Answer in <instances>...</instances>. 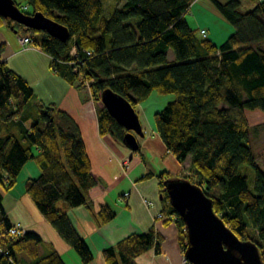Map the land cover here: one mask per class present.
<instances>
[{
    "label": "trees",
    "instance_id": "obj_1",
    "mask_svg": "<svg viewBox=\"0 0 264 264\" xmlns=\"http://www.w3.org/2000/svg\"><path fill=\"white\" fill-rule=\"evenodd\" d=\"M118 1L122 3L105 16L102 0H16L19 6L28 5L25 12L41 10L68 26L67 41L2 15L0 27L30 35L36 46L52 56V67L71 81L76 74L66 61L72 57V47L80 55L83 48L92 49L87 71L97 101L106 87L125 96L135 108L154 90L174 94L153 113L158 134L178 161L190 157L191 173L181 176L202 186L225 223L239 237L255 241L264 260V168L256 164L246 115V109L264 110V0L243 13L237 9L240 0H215L234 26L221 44L189 26L185 15L195 0ZM5 48L6 43L0 42V121L8 124L24 116L25 107L33 101L44 125L35 121L20 136L9 132L0 137V245L8 250L0 252V264H20L21 253L29 257L27 264H66L56 250L40 254V233L26 230L13 236L9 232L14 223L3 205L2 189L14 187L28 160L37 163L40 174L27 180L26 193L60 237L88 263L93 259L91 249L57 203L91 209V191L102 186V180L93 172L75 118L54 103L36 100L29 82L1 61ZM168 50L173 51V59L168 58ZM98 113L100 132L123 142L126 129L105 106ZM261 126L264 122L253 130ZM246 166L255 171L253 186L246 171H241ZM158 175L162 212L168 216L165 222L176 225L184 251L185 224L170 204L163 183L165 177L179 174L164 170ZM92 213L100 223L115 216L108 204ZM161 241L153 227L129 234L106 248L104 255L107 264H138L136 257L150 248L159 251Z\"/></svg>",
    "mask_w": 264,
    "mask_h": 264
},
{
    "label": "crops",
    "instance_id": "obj_2",
    "mask_svg": "<svg viewBox=\"0 0 264 264\" xmlns=\"http://www.w3.org/2000/svg\"><path fill=\"white\" fill-rule=\"evenodd\" d=\"M18 34L7 26L0 27V42L6 43L1 61L29 82L35 92L36 100L45 104L54 103L75 118L85 141L93 172L103 183L102 186H97L91 191L89 204L92 210L83 204L69 206L63 201L57 203L58 207L67 213L79 236L88 244L93 259L84 263L75 249L60 237L40 212L37 221L42 228L41 231L45 232L38 233L43 238L41 244L48 243V252H40L41 255L56 250L66 264H107L104 255L106 248L115 245L129 234L146 232L155 227L162 236L160 250L150 248L139 254L136 257L137 263L187 264L179 244L176 225L173 221L165 222L166 218L156 216L164 206L160 197L162 186L158 174L164 170L179 171L182 162L167 149L155 128L154 121L152 122L153 117L151 120L149 115L153 116V113L172 100L173 96L158 95V97L165 96L161 104L162 100L152 97L153 92H151L145 100L136 105L146 134L145 137L139 138L140 150L132 155L131 149L111 133L100 132L98 111L103 104L101 100L97 101L93 98L91 86L81 84L76 78L72 81L68 80L63 72L52 67V56L33 42L23 48L18 41ZM169 51L168 58L173 59ZM30 106L37 107V104L32 102ZM17 118L20 120L18 121ZM17 118L8 124L0 121V137L9 132L20 136L24 129H29L31 124L29 120L24 116ZM12 124L17 127L13 128ZM150 152L158 159L149 161ZM112 157H117V163L112 161ZM39 174L37 163L28 160L19 172L16 184L8 190L13 198V206L10 210H6L10 220L12 223H20L27 230L37 231L36 222L26 220L27 210L26 213L21 210L20 204L22 200H28L30 197L25 190L27 180ZM145 198L149 203L144 201ZM30 202L35 205L31 197ZM101 204H108L115 212L114 218L104 223H100L92 213H96ZM30 207L36 213L33 205ZM19 260L20 264H27L30 259L21 253Z\"/></svg>",
    "mask_w": 264,
    "mask_h": 264
},
{
    "label": "water",
    "instance_id": "obj_3",
    "mask_svg": "<svg viewBox=\"0 0 264 264\" xmlns=\"http://www.w3.org/2000/svg\"><path fill=\"white\" fill-rule=\"evenodd\" d=\"M0 15L25 28L45 30L61 41H67L71 34L68 26L41 10L25 12L16 0H0ZM100 97L103 106L126 129L123 143L138 150V137H145L146 132L135 106L111 87L104 88ZM163 183L170 204L183 218L187 239L183 253L190 264H264L259 245L239 237L225 223L202 186L181 175L167 176Z\"/></svg>",
    "mask_w": 264,
    "mask_h": 264
},
{
    "label": "rangeland",
    "instance_id": "obj_4",
    "mask_svg": "<svg viewBox=\"0 0 264 264\" xmlns=\"http://www.w3.org/2000/svg\"><path fill=\"white\" fill-rule=\"evenodd\" d=\"M104 4V9L103 13L105 16H109L111 12L119 6L122 2L118 0H102ZM221 2H226L228 0H219ZM259 0H240V5L238 6V11L243 13L246 12L250 9H253L255 5L258 3ZM187 22L189 25L194 28L197 33L201 36H204L200 30L201 28L206 29L207 34L205 36H208L211 38L214 42L217 44H221L224 42L230 34L234 30V26L229 22V20L224 16V14L221 12V10L218 8L216 1L215 0H195L190 8L187 10V13L185 15ZM5 27V26H3ZM170 55L174 57L173 51H169ZM159 92L156 90L153 91L152 97L155 96L154 98L161 99L162 102L160 101L161 104H163V99L165 96H160ZM166 95V94H162ZM174 98V94H170ZM153 99V98H152ZM33 102V101H32ZM30 102L24 109V118L29 120L30 123H33L35 121H39L41 125H44L43 120L41 119V116L38 111V106L37 107H32L30 106ZM158 104V103H157ZM32 107V108H31ZM144 107V106H143ZM157 108V107H155ZM140 107V111H141ZM158 110V109H157ZM246 115L250 124V137H251V144L252 147L257 155V160L256 164L259 167L264 168V126H261L258 128L257 131L255 129L253 130V127H255L257 124L263 123L264 122V110L261 109H246ZM149 117L152 120V115H149ZM19 121L20 118H17ZM144 120V119H143ZM153 122V120H152ZM13 128L17 127L15 124H12ZM256 132V133H255ZM140 138V137H138ZM137 150H132L131 149V154L135 155ZM117 157H112V161L117 163ZM157 157L153 155L152 152L148 154V160L152 161L156 159ZM158 159V158H157ZM190 162L191 159L190 157H187L186 160L182 162V167L181 170L173 172L179 175H189L190 172ZM170 171V170H168ZM241 171H246V175L248 176V181L250 186H253V178L255 175V171L252 166H246L241 168ZM3 193V205L6 210H10V208L13 206V198L10 196V191L2 189ZM29 197V196H28ZM30 205H33L34 209H36V213H34L31 210ZM20 209L25 211L27 210L26 214V220L29 222H36L35 230L36 232H45L42 230V228L39 226L37 218L40 215V210L37 208L36 205H34L32 202H30V197L28 200H22V203L20 204ZM173 217V216H172ZM46 221V220H45ZM49 223V222H47ZM22 226V225H21ZM43 237H45L43 235ZM46 238V237H45ZM47 239V238H46ZM51 248L53 249V245H51ZM47 250V251H46ZM40 252H48V243H42L40 245ZM40 253V254H41Z\"/></svg>",
    "mask_w": 264,
    "mask_h": 264
},
{
    "label": "built area",
    "instance_id": "obj_5",
    "mask_svg": "<svg viewBox=\"0 0 264 264\" xmlns=\"http://www.w3.org/2000/svg\"><path fill=\"white\" fill-rule=\"evenodd\" d=\"M27 5H23V8H26ZM201 33L203 35L207 34L206 29L201 28ZM18 41L21 44V46L23 48H25L27 45H29L32 41V37L28 34H19L18 35ZM82 53L83 55H80L78 53V50L73 47L71 49V58L69 60H67L66 62L68 63V65L70 66V68L72 69V71L76 74V79L78 80V82H80L83 85L86 86H91V83L93 82V78L89 77L88 71H87V59L92 56L94 54V51L90 48H83L82 49ZM144 201L146 203H149L148 199H144ZM158 218H165L166 215L162 212L159 211L156 215ZM26 228L21 226L20 223H14L13 226L10 227L9 232L11 235H21L23 233L26 232ZM0 252H8V250L4 249L1 245H0ZM186 262V260H185Z\"/></svg>",
    "mask_w": 264,
    "mask_h": 264
},
{
    "label": "clouds",
    "instance_id": "obj_6",
    "mask_svg": "<svg viewBox=\"0 0 264 264\" xmlns=\"http://www.w3.org/2000/svg\"><path fill=\"white\" fill-rule=\"evenodd\" d=\"M20 7H21V9L23 10V7H22V6H20ZM19 34H21V33H19ZM19 34H18V35H19ZM31 43H32V41H31ZM31 43H30V44H31Z\"/></svg>",
    "mask_w": 264,
    "mask_h": 264
}]
</instances>
